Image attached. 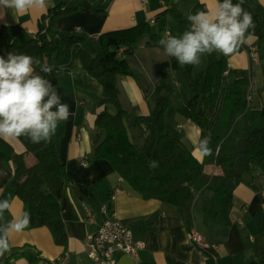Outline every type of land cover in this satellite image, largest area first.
<instances>
[{"label":"crops","instance_id":"1","mask_svg":"<svg viewBox=\"0 0 264 264\" xmlns=\"http://www.w3.org/2000/svg\"><path fill=\"white\" fill-rule=\"evenodd\" d=\"M68 1L71 0H49L45 10H32L23 15L9 10L0 19V27L19 25L36 35L40 19L50 9ZM249 3L251 7L258 5L264 10V0H249ZM214 6V0H146L145 4L143 0H88L79 11L58 18L56 29L96 38L147 24L152 35L164 38L174 30L181 32L180 36L182 27L172 17L171 10L187 18L197 11H211ZM249 47L255 48L256 61L250 59ZM215 54L226 61L228 83L239 79L248 81V86L242 90L245 98L250 97L248 108L264 110V44L254 36L237 54L229 57ZM0 56L6 57L1 48ZM127 63L131 74L114 76L121 109L132 117L150 121L156 115L155 101L168 98L170 104L164 116L166 129L202 162L197 139L209 134L199 131L187 117L191 93L183 76L184 66L166 57L159 43L151 47L138 46L127 57ZM206 63L205 55L196 69L192 66L193 78L201 79ZM49 66L53 71L46 79L73 113L67 121L59 123L52 137L56 155L69 177L54 193L60 203V217L41 226L37 208L32 204L24 205L16 196L12 187L16 156L23 154L25 149L19 140H4L12 149V157L6 162L0 161V202H9V207L0 213V229L15 225L25 213L29 214L30 222L22 232L9 228L10 251L0 256V264H93L87 255V237L101 224L100 208L106 204H110L121 223L131 230L134 240L144 245L137 257L120 256L116 264H250L264 261V235L258 231L259 207L264 214V157L252 160L249 173L244 176L257 190L252 185L239 184L233 191L232 202L219 211L211 191L195 192L191 217L183 220L173 206L142 200L113 172L107 161L93 159L94 149L104 137L95 126L96 115L105 107L102 82L90 77L75 55ZM106 107L110 114L116 113L112 105ZM125 127L130 142L159 162L151 123L145 126L128 123ZM136 128L141 130L140 135ZM213 171L212 167L204 168L207 174ZM98 181L104 183L101 192L109 195V203L103 202L99 191L93 188ZM88 213L92 222L88 221ZM192 228L215 249L207 253L191 244L186 234ZM58 232L65 237V244L56 242ZM21 252L32 255L35 261L12 258Z\"/></svg>","mask_w":264,"mask_h":264},{"label":"trees","instance_id":"2","mask_svg":"<svg viewBox=\"0 0 264 264\" xmlns=\"http://www.w3.org/2000/svg\"><path fill=\"white\" fill-rule=\"evenodd\" d=\"M87 1L71 0L50 9L40 19L36 35L29 34L19 25L1 26L0 48L6 52V56L9 52L23 53L47 65L61 59L69 60L75 55L86 73L102 82L105 107L96 115L95 126L104 133V137L95 147L93 159L107 161L113 172L142 200H156L173 206L183 220L191 217L194 193L204 189L214 194L217 211L229 205L233 191L239 184L252 185L244 179L249 173L250 162L264 157V110L248 108L242 92L248 86V81L239 79L228 83L226 61L215 53L206 55V68L201 73V79L192 77V66L186 65L182 69L191 93L187 102V117L211 138L212 153L198 162L166 129L164 116L170 104L168 98L161 97L155 101L156 115L150 121L132 117L120 107L114 76L130 75L127 57L138 46L158 44L161 36L152 35L147 24L105 33L96 38L80 32L63 33L56 29L58 18L79 11ZM236 2L233 0V3ZM242 7L252 16L254 28L250 31L264 44V10L258 5L251 7L249 0H244ZM170 13L183 32L187 30V18L175 10ZM108 104L115 107L116 113L108 112ZM148 122L152 126L159 158L155 169L149 168V162L154 161L151 154L130 142L125 127L128 123L145 126ZM19 141L25 152L16 156L12 187L24 205L32 204L37 208L40 225L44 226L60 217V203L54 193L59 184L69 180V177L56 155L52 139L47 144H33L23 137ZM11 157V147L0 139V161L6 162ZM207 166L214 169L212 174L204 172ZM104 187L102 181L93 185L103 202L109 203V195L105 191L101 192ZM252 188L257 190L254 185ZM258 214V231L264 235V214L260 207ZM56 242L65 244L61 232H58ZM20 257L30 263L35 261L28 253L12 256ZM250 264H264V261L262 259Z\"/></svg>","mask_w":264,"mask_h":264},{"label":"clouds","instance_id":"3","mask_svg":"<svg viewBox=\"0 0 264 264\" xmlns=\"http://www.w3.org/2000/svg\"><path fill=\"white\" fill-rule=\"evenodd\" d=\"M244 0H214L211 11H197L187 17L189 27L180 36L170 32L160 39L164 55L174 58L183 66H199L202 57L220 53L226 57L237 54L240 48L254 39L251 14L243 7ZM49 0H0V19L9 10L17 15L32 10H45ZM37 68L39 71H37ZM52 67L27 54L9 52L0 56V139H28L33 144H47L54 136L60 122L67 121L73 113L62 103L57 89L46 79ZM43 73V75H41ZM203 131V130H199ZM210 136L198 137L197 148L202 157L212 153ZM158 162L150 161L155 169ZM9 207L7 200L0 202V213ZM30 217L9 228L22 232L28 227ZM9 228L0 229V256L10 251L7 239Z\"/></svg>","mask_w":264,"mask_h":264},{"label":"built area","instance_id":"4","mask_svg":"<svg viewBox=\"0 0 264 264\" xmlns=\"http://www.w3.org/2000/svg\"><path fill=\"white\" fill-rule=\"evenodd\" d=\"M143 3L145 4L146 0H143ZM153 23L154 21H151V24ZM248 51L250 59L256 61L255 48L249 47ZM245 100L249 102L250 97L247 96ZM113 200L112 196L111 201ZM87 215L88 221L92 222L91 214ZM100 215L102 217L101 224L93 234L87 237V255L93 264H116L117 259L124 255L132 258L137 257L144 248L143 243L134 240L131 230L121 223L117 214L107 204L100 208ZM186 237L191 244L207 253L215 249L214 246L205 243L195 228L189 230Z\"/></svg>","mask_w":264,"mask_h":264},{"label":"rangeland","instance_id":"5","mask_svg":"<svg viewBox=\"0 0 264 264\" xmlns=\"http://www.w3.org/2000/svg\"><path fill=\"white\" fill-rule=\"evenodd\" d=\"M177 27L180 29L179 31H181V28L179 27V25H177ZM179 34H181V32H178ZM178 33L176 32V31H174V30H172L171 31V34L173 35V36H178ZM197 68V66H195V69ZM194 69V70H195ZM193 74L195 75V76H197V72H193ZM134 128V127H133ZM141 130L140 129H138V128H136V132L140 135L141 134V132H140Z\"/></svg>","mask_w":264,"mask_h":264}]
</instances>
